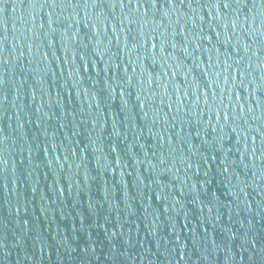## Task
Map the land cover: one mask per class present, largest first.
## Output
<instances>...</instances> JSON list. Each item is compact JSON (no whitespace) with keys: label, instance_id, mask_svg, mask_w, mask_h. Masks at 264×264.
Returning <instances> with one entry per match:
<instances>
[{"label":"water","instance_id":"95a60500","mask_svg":"<svg viewBox=\"0 0 264 264\" xmlns=\"http://www.w3.org/2000/svg\"><path fill=\"white\" fill-rule=\"evenodd\" d=\"M0 264H264L260 0H0Z\"/></svg>","mask_w":264,"mask_h":264},{"label":"snow or ice","instance_id":"6c2138e0","mask_svg":"<svg viewBox=\"0 0 264 264\" xmlns=\"http://www.w3.org/2000/svg\"><path fill=\"white\" fill-rule=\"evenodd\" d=\"M135 2V4L137 5V11H139V6H141V0H119V4L120 5H125V6H133V3ZM171 2H172V4L175 2V0H171ZM185 2V0H181V3L183 4ZM213 2L217 5V9H218V11H219V7L221 6V3L223 4V7L225 8V9H227V8H229L230 6H231V0H213ZM235 2L237 3V4H239V3H241V0H235ZM53 3H55V0H53ZM156 3H157V0H151V5H152V7H155L156 6ZM260 3L262 4V5H264V0H260ZM209 15H210V17H211V19H217V17H214L213 15H212V13L211 12H209ZM224 27H225V30H227V28H228V24H225L224 25ZM232 27L235 29V28H237L238 27V23L234 20V21H232ZM217 35H219L218 33H217ZM175 45H173V47H174ZM153 47L155 48V45H153ZM199 47H200V45H197V48L199 49ZM183 51L186 53V54H188V50H187V48H184L183 49ZM155 54V53H154ZM211 57L209 56V65L211 66ZM205 72L207 73V69H205ZM189 167H190V165H189Z\"/></svg>","mask_w":264,"mask_h":264}]
</instances>
